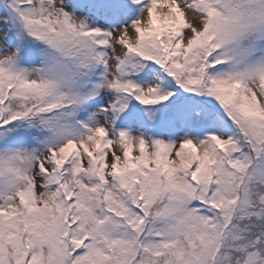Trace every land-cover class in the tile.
I'll list each match as a JSON object with an SVG mask.
<instances>
[{
    "label": "snow or ice",
    "instance_id": "1",
    "mask_svg": "<svg viewBox=\"0 0 264 264\" xmlns=\"http://www.w3.org/2000/svg\"><path fill=\"white\" fill-rule=\"evenodd\" d=\"M0 264H264V0H0Z\"/></svg>",
    "mask_w": 264,
    "mask_h": 264
}]
</instances>
